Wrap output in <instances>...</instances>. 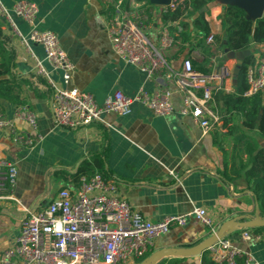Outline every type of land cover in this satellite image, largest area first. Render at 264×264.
Returning a JSON list of instances; mask_svg holds the SVG:
<instances>
[{
    "label": "crops",
    "instance_id": "1",
    "mask_svg": "<svg viewBox=\"0 0 264 264\" xmlns=\"http://www.w3.org/2000/svg\"><path fill=\"white\" fill-rule=\"evenodd\" d=\"M13 1L2 0L6 6ZM31 1L38 6L37 28L55 32L74 64L69 85L90 91L98 102L116 89L132 95L140 87L146 90L170 87L173 89V111L157 115L140 102H133L126 114L108 112L102 115L103 121L77 128L64 127L55 123L51 95L43 93V85L32 79L30 84L22 85L20 96L36 113L38 128L33 133L24 120L13 121L18 134L32 137L31 144L15 141L8 128H0V159L16 164L17 178L12 194L20 200V203H15L10 199H0V253L13 243L24 207L39 208L47 204L60 187L76 183L71 173L78 163L84 158L90 160V154L106 146L104 170L107 177L115 180L118 193L129 201L133 209L151 220H158L167 214H183L194 206H202L215 231L222 222L232 219L224 235L241 250L252 254L256 264H264V231L248 229L253 235H259L257 239L240 237L242 227L247 226L237 222L261 218L258 203L246 188L244 176L228 182L221 177V152L212 141V129L203 132L190 116L178 112L181 93L172 77L165 72L147 77L138 67L113 52L106 33L111 0ZM148 1L136 0L149 13L146 32L155 40L161 23L159 12L164 4ZM221 11L222 2L218 1L209 6L206 14L214 34L221 33L218 18ZM12 18L21 31L28 30L29 25L21 17L12 14ZM0 21L7 31L3 20ZM9 35L16 49L14 72L34 73L26 51L16 36L10 32ZM180 44L178 42L165 50L167 60L174 68L180 66L188 49L186 45L182 49ZM32 48L39 57L43 56L40 44L33 43ZM250 48L255 56L264 53V43L253 44ZM211 49L215 52L213 57L223 52L217 42ZM190 57L200 60L202 55L193 49ZM226 65L232 70L235 61L229 59ZM52 76L59 79L55 72ZM231 83L232 76L227 80L225 90L231 89ZM16 106L0 98V111L4 115L11 117ZM248 133L264 147V138L256 130ZM211 228L191 215L183 225H173L166 233L157 236L149 248L150 253L164 248L197 245L213 232ZM170 256L174 255L164 258ZM160 259L155 262L158 264ZM136 260L133 258L128 264H135ZM165 262L163 259L159 264ZM199 263L200 255L192 254L177 264Z\"/></svg>",
    "mask_w": 264,
    "mask_h": 264
},
{
    "label": "built area",
    "instance_id": "2",
    "mask_svg": "<svg viewBox=\"0 0 264 264\" xmlns=\"http://www.w3.org/2000/svg\"><path fill=\"white\" fill-rule=\"evenodd\" d=\"M181 1L170 0L163 9L174 8ZM111 2L106 33L113 52L138 67L147 77L160 72L172 77L181 93L178 112L190 116L203 132L211 130L219 123L218 114L211 106L212 90L226 87L231 69L219 64L204 73L193 67L189 56L182 57L179 67H172L165 50L180 42L177 21L160 23L153 40L146 32L147 9L140 7L136 0ZM37 12L38 6L31 0H14L10 6L0 0V19L5 29L16 36L31 61L33 72L44 77L51 88V110L57 125L77 128L103 121L102 115L108 112L128 113L133 102H140L157 115L173 111V89L170 87L153 90L140 87L132 95L116 89L98 102L90 91L69 85L74 64L55 32L37 28ZM12 14L29 25L26 32L18 28ZM205 41L211 46L215 44L214 32L210 30ZM33 43L41 45L42 57L34 52ZM52 72L58 74L59 79L54 78ZM246 81V95L264 89V54L256 56L255 62L247 66ZM16 119L24 120L35 133L38 128L36 113L26 103L18 104L11 117L0 111V128H8L15 141L31 144L30 135L17 133L13 123ZM169 172L177 178L172 170ZM16 178L15 162L0 159V199L20 203L12 194ZM191 215L202 225L212 227L211 218L202 206H194L187 213L167 214L151 220L133 209L118 193L114 179L103 177L97 171L81 174L76 183L60 187L47 204L36 209L24 207L19 231L13 243L1 251L0 264H128L129 260L142 256L157 236L173 225H183ZM211 231L215 230L211 228ZM240 237L257 239L259 235L243 229ZM207 249L217 262L256 264L252 254L241 250L226 235Z\"/></svg>",
    "mask_w": 264,
    "mask_h": 264
},
{
    "label": "trees",
    "instance_id": "3",
    "mask_svg": "<svg viewBox=\"0 0 264 264\" xmlns=\"http://www.w3.org/2000/svg\"><path fill=\"white\" fill-rule=\"evenodd\" d=\"M149 2L148 0H145ZM221 0H183L174 8L169 6L159 12L161 23L177 21L180 27L177 38L180 47H188L184 56L190 57V52L197 49L202 58L196 60L191 57L195 69L204 73L210 72L215 65L226 64L229 59L224 58V48L233 50L250 48L253 44L264 43V16L252 19L246 17L245 11L233 3H222V11L218 14L221 33L214 34L215 42L222 48L223 53L215 52L206 43L205 37L210 32V25L206 18L209 6ZM206 8L202 11V6ZM184 43V44H182ZM261 52L259 55H263ZM16 49L11 36L2 28L0 21V98L18 105L25 102L20 96L21 87L25 84L39 82L44 87V94L51 95V88L44 77L36 73L17 74L15 68ZM254 53L247 55L238 66V70L231 76L235 81L231 89L218 88L212 90L211 106L216 110L219 123L211 130L212 141L221 152L220 175L225 181L244 176L248 188L258 203L259 215L264 217V147L260 146L256 137L248 131L256 130L264 138V89L246 95V68L255 62ZM213 102V103H212ZM106 146L90 154V160L82 159L74 172L72 179L77 181L81 174L90 175L94 171L107 177L104 170ZM253 232L264 231V225L242 227ZM148 249L137 259H144ZM199 264H226L217 262L209 255L208 249L200 254ZM186 256L162 257L158 264L166 260L165 264H177ZM141 262V261H140ZM157 264V262H155Z\"/></svg>",
    "mask_w": 264,
    "mask_h": 264
},
{
    "label": "water",
    "instance_id": "4",
    "mask_svg": "<svg viewBox=\"0 0 264 264\" xmlns=\"http://www.w3.org/2000/svg\"><path fill=\"white\" fill-rule=\"evenodd\" d=\"M170 0H150L152 3H160L167 4ZM224 3H233L242 8L246 17L248 18H258L260 16H264V0H221ZM206 6H202L200 11L204 10ZM251 53V48H244L240 50L229 49L228 47L224 48V58L225 59H233L235 61V66L232 69V73L235 74L238 70L239 64L242 60ZM235 81V77H232V82ZM232 219L225 220L219 226V228L212 232L207 238L201 241L197 245L193 246H182V247H174V248H164L151 252L144 259L141 260L139 264H153L155 261L162 257H167L168 255H178V256H186V255H194L200 254L204 249H206L210 244L214 243L218 238L224 235V231L226 226H228ZM241 226H254V225H264V217L257 218L252 217L245 221L237 222Z\"/></svg>",
    "mask_w": 264,
    "mask_h": 264
},
{
    "label": "rangeland",
    "instance_id": "5",
    "mask_svg": "<svg viewBox=\"0 0 264 264\" xmlns=\"http://www.w3.org/2000/svg\"><path fill=\"white\" fill-rule=\"evenodd\" d=\"M231 72H232V70H231ZM135 259H137V258H135ZM142 260V259H141ZM140 259H137L136 261V263L135 264H139L140 263V261H141Z\"/></svg>",
    "mask_w": 264,
    "mask_h": 264
}]
</instances>
